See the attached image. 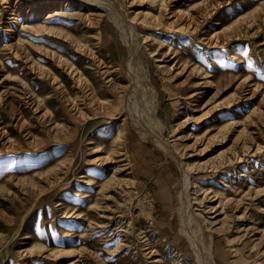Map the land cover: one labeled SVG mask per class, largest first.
Returning <instances> with one entry per match:
<instances>
[{"label":"rangeland","instance_id":"obj_1","mask_svg":"<svg viewBox=\"0 0 264 264\" xmlns=\"http://www.w3.org/2000/svg\"><path fill=\"white\" fill-rule=\"evenodd\" d=\"M63 1L0 0V264H264V0Z\"/></svg>","mask_w":264,"mask_h":264},{"label":"bare ground","instance_id":"obj_2","mask_svg":"<svg viewBox=\"0 0 264 264\" xmlns=\"http://www.w3.org/2000/svg\"><path fill=\"white\" fill-rule=\"evenodd\" d=\"M89 1V0H88ZM92 1H94V0H92ZM104 1V0H103ZM111 1V0H110ZM89 2H91V1H89ZM97 2V1H96ZM100 2H102L101 0H100ZM108 2V1H107ZM56 2H54L52 5H50V6H47L48 8L49 7H52V6H54V4H55ZM57 5H60V6H62V5H64L66 2H64L63 0L61 1V0H57ZM97 4H99V3H97ZM111 4V3H110ZM29 5V4H28ZM37 5V4H36ZM108 5H109V3H108ZM56 6V5H55ZM98 6H100V5H98ZM102 6V5H101ZM100 6V7H101ZM104 6V5H103ZM111 6H112V4H111ZM46 8V6H44V7H42L41 8V6H39L38 7V9L39 10H43V9H45ZM105 8V7H104ZM104 8H103V10H104ZM106 9H108V8H106ZM109 9H111V8H109ZM115 10V9H114ZM117 10V9H116ZM32 11V10H31ZM54 11H56V10H53V12H52V14L51 13H48V16L46 17V19H50V18H53V17H55V15L56 14H54ZM106 12V11H105ZM110 12V11H109ZM112 12V11H111ZM118 12V11H117ZM110 14V13H109ZM112 14V13H111ZM111 14L109 15V17H111ZM114 14V13H113ZM115 16H117V17H114L113 19H114V21L116 22V23H118V24H120V15H116V14H114ZM118 18V19H117ZM122 22H124V21H122ZM122 24V23H121ZM124 24V23H123ZM120 29V28H119ZM133 48V47H132ZM134 49V48H133ZM131 51V50H130ZM132 56V55H131ZM136 56V55H135ZM132 58H133V56H132ZM137 59V58H136ZM135 59V60H136ZM133 61V60H132ZM131 61V62H132ZM130 62V64H132ZM134 65V64H133ZM129 67H131V66H129ZM134 68V67H133ZM137 68V67H136ZM131 69V68H130ZM137 77V76H136ZM141 85V84H140ZM140 85H138V87H140ZM132 89V88H131ZM136 89V88H135ZM139 89V88H138ZM141 90V89H140ZM135 91V90H134ZM142 91V90H141ZM139 92V91H138ZM135 93H136V91H135ZM138 97V96H137ZM139 104V103H138ZM141 104V103H140ZM139 106V105H138ZM149 106L148 105H144V108L143 109H147ZM151 107V106H150ZM138 109H139V107H138ZM140 109H142L141 107H140ZM149 116H150V119H151V122L150 123H152L153 124V126L155 127L154 129L157 131L156 133V136H154V138L159 142V143H164L165 141H164V139H163V137H162V133H161V131H162V126H161V122H160V120H159V118H158V116L156 115V113H155V109H154V107H151L150 108V111H149ZM145 116V115H144ZM149 119V120H150ZM218 122V121H217ZM148 126V125H147ZM152 126V127H153ZM150 128V127H149ZM203 128V127H202ZM152 129V128H151ZM153 132V131H152ZM151 134H153V133H151ZM165 144V143H164ZM167 144V143H166ZM163 145V144H162ZM164 146V145H163ZM166 146V145H165ZM169 146V145H168ZM167 146V147H168ZM168 151H169V153L171 154V156H173L175 159H177L176 158V154L171 150V149H168ZM180 196V195H179ZM183 198V197H182ZM186 199V198H185ZM182 203H184V202H182ZM183 206V205H182ZM184 207V206H183ZM186 207V206H185ZM185 207H184V212L181 214V216H180V223H179V227H180V230H181V233L183 234V236L186 238V240H188L189 241V243H190V245H191V247H192V249L194 250V252H195V254H196V257H197V259H198V261L199 262H201L202 264H211L210 263V249H211V247H207V249H205V247H204V245H203V240L202 239H200V231H199V229L196 227V226H193V221H192V218H191V216L188 214V210L186 209L185 210ZM181 208V207H180ZM181 209H183V208H181ZM180 209V210H181ZM182 211V210H181ZM187 211V212H186ZM193 223V224H192ZM212 238V237H211ZM211 243H209V245H210ZM203 248L205 249L204 251H203ZM214 263V262H213Z\"/></svg>","mask_w":264,"mask_h":264}]
</instances>
